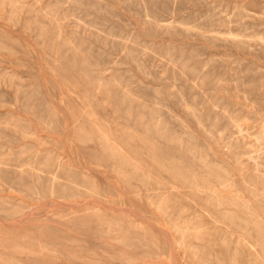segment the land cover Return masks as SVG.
I'll list each match as a JSON object with an SVG mask.
<instances>
[{"label":"rangeland","instance_id":"374dc122","mask_svg":"<svg viewBox=\"0 0 264 264\" xmlns=\"http://www.w3.org/2000/svg\"><path fill=\"white\" fill-rule=\"evenodd\" d=\"M264 264V0H0V264Z\"/></svg>","mask_w":264,"mask_h":264},{"label":"bare ground","instance_id":"6f19581e","mask_svg":"<svg viewBox=\"0 0 264 264\" xmlns=\"http://www.w3.org/2000/svg\"><path fill=\"white\" fill-rule=\"evenodd\" d=\"M6 264V263H5Z\"/></svg>","mask_w":264,"mask_h":264}]
</instances>
